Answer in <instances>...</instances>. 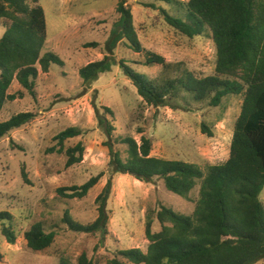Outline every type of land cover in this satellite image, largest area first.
Returning <instances> with one entry per match:
<instances>
[{"label":"rangeland","instance_id":"rangeland-1","mask_svg":"<svg viewBox=\"0 0 264 264\" xmlns=\"http://www.w3.org/2000/svg\"><path fill=\"white\" fill-rule=\"evenodd\" d=\"M120 1L38 0L47 19L44 55H57L65 66L53 64L48 74L40 71L37 100L25 93V98L8 103L0 114V123L20 113L37 115L31 124L0 141V213L8 212L13 217L11 222L0 223V264H79L83 254L93 264H107L120 251L147 252L146 224L151 216L153 232L161 230L156 214L162 207L187 216L194 212L200 186L187 200L166 189L161 179L147 184L132 174L112 172L106 146L109 140L99 125L97 110L116 128L114 148L124 160L128 158L127 147L115 140L132 137L140 143L143 136L152 141V157L191 163L204 171L229 159L242 96H228L215 107L210 99L198 103L192 94L178 87L175 95L168 96V106L155 107L145 102L119 66L124 60L136 72L158 83L186 73L197 78L213 76L217 51L210 36L190 39L165 22L162 9L187 22L184 1L126 0L133 10L143 51L133 52L125 40L111 53L106 44L120 18L116 11ZM27 2L30 7L37 5L35 0ZM5 32L4 22L0 21V40ZM93 42L99 47H86ZM147 52L163 56L171 67L146 66ZM106 57L115 64L112 72L100 75L91 88H84L80 69ZM18 90L17 82L10 93ZM104 107L110 108L114 116L106 114ZM72 127L82 129L83 135L66 141L64 153H59L61 146L55 137ZM205 128L212 135L205 133ZM78 143L85 147L83 162L68 168L66 150ZM100 174H104L103 178L84 199H68L58 192L61 188L80 187ZM109 182V235L105 241H101L100 234L71 231L64 222L66 214L82 225L92 224L98 218L96 201ZM261 199L264 203V191ZM36 223H41L47 234L56 233L52 247L40 253L30 250L24 239ZM4 225L12 226L16 232V245L7 242L2 233Z\"/></svg>","mask_w":264,"mask_h":264},{"label":"trees","instance_id":"trees-1","mask_svg":"<svg viewBox=\"0 0 264 264\" xmlns=\"http://www.w3.org/2000/svg\"><path fill=\"white\" fill-rule=\"evenodd\" d=\"M164 1L171 3V0ZM181 1L186 2L187 22L162 9L165 22L190 39L210 36L217 51L215 75L197 78L186 73L181 78L158 83L136 72L124 60L119 66L145 102L155 107L168 106V96L175 95L178 87L192 94L198 103L210 99L215 107L228 96H242L230 156L224 164L204 171L191 163L152 157V141L144 136L140 143L132 137H120L115 141L127 147L128 158L124 160L114 148L116 128L97 110L99 125L108 136L106 146L110 150L113 173L132 174L147 184L161 179L166 189L187 200L200 186L199 199L190 216L162 207L156 214L161 225L159 232H153L154 219L148 218L147 252L120 251L118 257L107 264H258L264 261V203L261 199L264 191V0ZM35 3L36 6L30 7L27 0H0V21L6 29L0 40V114L8 103L25 98V93L37 100L36 82L40 71L48 74L53 64L65 66L57 55H44L48 39L46 12L38 0ZM116 11L120 18L106 49L114 53L118 44L126 40L130 50L141 53L143 47L133 10L126 0H121ZM86 47L96 49L99 43H89ZM153 65L171 67L163 56L147 52L146 66ZM113 66L115 64L106 57L81 68L84 88H91L100 75L112 72ZM17 82L20 90L11 94ZM103 110L114 116L110 108ZM36 116L25 112L0 123V141L14 130L31 124ZM203 131L212 135L206 128ZM82 135V129L77 127L58 134L55 141L61 146L59 153H64L62 146L66 141ZM84 154L82 143L68 148L66 166L82 163ZM22 175L28 183L25 169ZM103 176L100 174L80 187L61 188L58 192L68 199H84ZM111 183L96 201L98 218L92 224L82 225L66 214L64 222L71 231L100 234L101 241H105L109 235L107 202ZM12 220L10 213H0V223ZM2 233L10 245H16L18 237L12 226L4 225ZM55 238L56 233L47 234L41 223L34 224L24 235L28 248L37 253L51 248ZM79 264L93 262L83 254Z\"/></svg>","mask_w":264,"mask_h":264}]
</instances>
